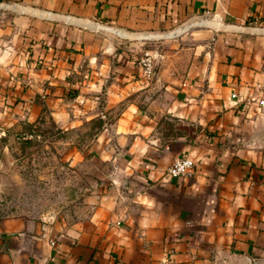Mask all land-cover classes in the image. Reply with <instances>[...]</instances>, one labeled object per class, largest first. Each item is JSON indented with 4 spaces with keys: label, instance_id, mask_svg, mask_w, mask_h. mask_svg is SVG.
Returning <instances> with one entry per match:
<instances>
[{
    "label": "crops",
    "instance_id": "0c3cea01",
    "mask_svg": "<svg viewBox=\"0 0 264 264\" xmlns=\"http://www.w3.org/2000/svg\"><path fill=\"white\" fill-rule=\"evenodd\" d=\"M5 6L16 12L0 9V130L42 115L76 128L124 101L89 153L125 185L68 227L0 216V264H264V34L232 31L264 32V0ZM175 32L187 35L148 82L129 46ZM159 116L190 134L165 138ZM181 157L192 167L170 178Z\"/></svg>",
    "mask_w": 264,
    "mask_h": 264
},
{
    "label": "rangeland",
    "instance_id": "374dc122",
    "mask_svg": "<svg viewBox=\"0 0 264 264\" xmlns=\"http://www.w3.org/2000/svg\"><path fill=\"white\" fill-rule=\"evenodd\" d=\"M178 35L134 41L129 46L128 52L137 60L144 54L150 57L153 75L148 82L156 78L163 56L180 46L175 41L181 38ZM123 102L102 120L95 118L76 128H59L42 115L31 125L0 130V216H25L68 227L89 215L91 200L123 187L124 176L112 173L117 165L112 161L93 163L89 153L94 136L103 123L113 122ZM99 109L103 110L101 101ZM158 126L165 138L191 132L190 127L167 116L158 117Z\"/></svg>",
    "mask_w": 264,
    "mask_h": 264
},
{
    "label": "built area",
    "instance_id": "2783aa9c",
    "mask_svg": "<svg viewBox=\"0 0 264 264\" xmlns=\"http://www.w3.org/2000/svg\"><path fill=\"white\" fill-rule=\"evenodd\" d=\"M138 66L141 68L142 76L149 79L153 75V65L150 57L144 54L143 57L138 59ZM259 105H264V101H259ZM192 167V163L185 157L174 160L171 165L166 169V174L170 178H179L184 176L187 171ZM158 264H168L166 260H161Z\"/></svg>",
    "mask_w": 264,
    "mask_h": 264
},
{
    "label": "water",
    "instance_id": "95a60500",
    "mask_svg": "<svg viewBox=\"0 0 264 264\" xmlns=\"http://www.w3.org/2000/svg\"><path fill=\"white\" fill-rule=\"evenodd\" d=\"M0 9L2 10H6V11H13V12H16L15 9L9 7V6H5V7H0ZM204 25L206 26H210L209 23H205ZM211 27V26H210ZM215 30H225V28L223 27H215L213 28ZM234 33H241V34H249V33H253V34H264V32L261 30V29H256V28H252V27H247V26H244V27H239V28H236V29H233L232 30Z\"/></svg>",
    "mask_w": 264,
    "mask_h": 264
}]
</instances>
